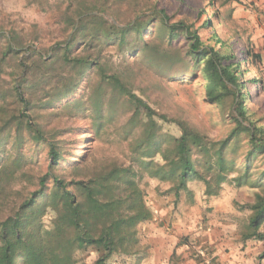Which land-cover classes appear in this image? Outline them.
Here are the masks:
<instances>
[{
  "label": "trees",
  "instance_id": "obj_1",
  "mask_svg": "<svg viewBox=\"0 0 264 264\" xmlns=\"http://www.w3.org/2000/svg\"><path fill=\"white\" fill-rule=\"evenodd\" d=\"M176 1L186 4L33 0L44 10L61 12L66 36L47 55L24 32L13 27L7 35L0 27V191L18 180H32L23 169L25 140L44 143L51 158L50 170L36 178L37 189L0 216V264H88L75 258L76 251L88 249L98 254L94 264H107L114 254L135 252L138 225L153 216L132 164L82 173L80 163L67 161L76 178L61 176L64 139H56L57 134L30 113L73 96L88 76L95 77L94 85L87 87L94 128L103 125L105 110L112 109L111 116L117 103L125 105L130 112L124 127H129L131 160H139V170L150 176L171 181L177 195L188 191L193 180L205 183L207 196L218 195L234 171H239L233 178L237 187L261 188L249 205L252 212L241 237L264 240V170L252 179L256 159L264 163V125L249 113L252 88L263 79L260 74L244 78L248 69L242 68V62L254 64L261 55L228 32L221 35L209 18L178 17ZM30 41L33 45L25 49ZM111 53L121 59L114 60ZM7 68L12 73L9 82L3 77ZM144 70L182 82L200 77L205 101L233 124L228 134L214 139L185 119L157 111L134 83ZM63 107L87 110L78 100ZM162 122L175 123L180 134L162 132ZM10 141L17 146L14 156L5 155ZM158 153L162 164L152 160ZM49 210L55 213L51 226L43 221Z\"/></svg>",
  "mask_w": 264,
  "mask_h": 264
},
{
  "label": "rangeland",
  "instance_id": "obj_2",
  "mask_svg": "<svg viewBox=\"0 0 264 264\" xmlns=\"http://www.w3.org/2000/svg\"><path fill=\"white\" fill-rule=\"evenodd\" d=\"M51 1L56 2V0ZM223 1L226 0H186L185 5H180L176 1L173 10L177 12L178 17L186 14V17L191 21H196L198 15L201 19L209 18L214 21L215 27L221 35L227 32L231 34L228 20L222 17L220 13V5ZM0 27L2 32L7 35H9L8 29L13 27L24 32L30 40L36 41L35 45L37 47L43 48V55L49 54L50 47L66 36V32L63 31L64 25L60 10L54 8L44 10L33 0H0ZM32 43L30 41L25 49L33 45ZM110 55L113 56L114 60L119 61L121 59L115 53ZM238 55L239 57L243 56L240 51ZM254 64L250 61L249 64L242 62V68L248 69L244 78L260 74L263 79L261 85L252 88L254 99L250 102L249 113L253 112L252 118L257 121L258 125H264V62L263 60H257ZM5 72L3 77L8 82L11 81V69L7 68ZM187 77L189 76H186V79ZM94 83L95 77L88 76L73 96L64 98L55 106L42 108L40 105L39 108L34 109L35 112H30L48 131H52L54 135L57 134L56 139H64L62 154L66 158L60 161L64 168H59V170H62L61 176L67 179L76 178L75 172L69 167L70 164H67V161L80 163L82 173L87 171L98 172L105 166L109 167L114 164L123 166L132 164L139 172L137 177L140 187L144 192V198L148 206L153 211V216L156 214L155 209L161 207L162 214L166 215L164 217H170V223H164V219L163 221H155L153 216L151 219L141 222L138 225L139 240L134 247L135 252L114 254L107 261V264H152L155 258L152 257L150 249L153 246L152 240L156 237V233L159 231L162 234L168 232L171 235L176 234L177 225H182L180 228L182 229L185 227L183 226L185 220L186 258L180 261L178 258H173V264H221L220 261L215 263L213 257H216L214 253L217 250H212L214 244L208 236L206 238L202 237L205 231L201 230L202 226L200 227V224H207L209 230V228H212V223H216L219 219L230 220L232 218V224L238 225V228L236 231L233 230L232 234L241 233L252 212L249 205L254 202L255 195L261 191V188L249 185L237 187L233 178L238 175L239 171H234L230 173L228 180L222 183L218 195L207 196L205 194L206 185L201 180L189 182L188 191L182 190L177 195L173 190L171 181H161L150 176L148 172L139 170V160H131V142H129V139L126 140L129 127H124L130 112L125 105L117 103L111 116L109 112H112V109L105 110L103 125L99 129L94 128L93 108L90 106V92L87 90L88 85H94ZM134 83L138 90L140 88L145 92L151 105L157 111L185 119L214 139L225 137L233 125L229 120H225L228 117H225L216 105L205 101L204 82L198 76L182 82L175 78L171 79L167 75L162 76L156 72L144 70L135 76ZM72 100H78L86 104L87 110L79 112L78 108L74 111L65 109L63 105ZM161 127L162 132L176 136L180 134V130L175 123L162 122ZM16 147L13 141H10L6 145L5 155L9 153V155L13 154L14 156ZM242 148L237 150L238 155L242 152ZM21 149V154L24 155L23 159L27 160L23 169L31 175L32 180L31 182L29 179L18 180L10 184L6 190L1 188L0 216L19 203L30 191L37 189L36 178L50 170L51 158L44 143H36L27 139ZM152 160L160 164L164 163L160 153L155 155ZM237 163L240 166L243 162L238 159ZM252 169V172L255 173L252 176L254 180L264 170V163L260 157L256 159ZM224 196L229 198L228 207L221 205ZM183 203L185 207L182 206L181 208ZM180 208L182 211H180ZM54 215L55 213L52 210L44 215L43 221L47 226H51ZM185 216L186 219H184ZM157 221L159 222L157 223ZM229 229L231 231L233 228ZM261 231L264 232V224ZM229 233L227 234L229 235ZM230 244V241H226L222 245L225 249L226 245L230 246ZM75 258L80 262L94 264L98 254L92 249L81 250L76 251ZM165 261L166 259H162V262Z\"/></svg>",
  "mask_w": 264,
  "mask_h": 264
},
{
  "label": "crops",
  "instance_id": "obj_3",
  "mask_svg": "<svg viewBox=\"0 0 264 264\" xmlns=\"http://www.w3.org/2000/svg\"><path fill=\"white\" fill-rule=\"evenodd\" d=\"M221 4L220 13L222 17L228 20L231 35L241 45L248 46L255 53H259L264 62V0H226ZM223 198L221 205L228 207L229 198L225 196ZM182 206H184V203L181 208ZM181 208L180 211H182ZM155 213L153 216L155 221H163L164 219V223H170V217H164L166 215L162 214L161 207H157ZM184 219H186V216ZM232 222V218L230 220L219 219L216 223H212V228H209V230L207 224H200V227L202 226L201 230L205 231L204 234L201 233L202 237L206 238L208 236L214 244L212 250H217L214 253L216 257H213L215 263L220 261L221 264H256L257 261V264H264V257H260L264 250V240L248 239L243 241L241 233L232 234L233 230L236 231L238 228V225L232 224ZM183 226L185 227L180 229L182 225H177L178 230L176 234L172 235L170 232L162 234L157 229L158 233L152 240L153 246L150 249L152 257L155 258L152 264H173V258H178L179 261L186 258V242L184 239L186 236V220ZM229 228L233 229L230 231ZM228 232H230L229 235ZM226 241H230L231 244L230 246L226 245L224 249L222 244ZM162 259H166V261L162 262Z\"/></svg>",
  "mask_w": 264,
  "mask_h": 264
}]
</instances>
